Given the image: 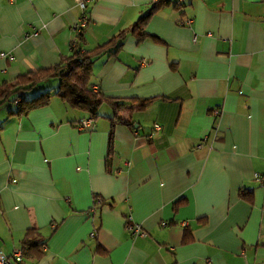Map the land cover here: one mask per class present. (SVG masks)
I'll list each match as a JSON object with an SVG mask.
<instances>
[{
	"label": "crops",
	"instance_id": "1",
	"mask_svg": "<svg viewBox=\"0 0 264 264\" xmlns=\"http://www.w3.org/2000/svg\"><path fill=\"white\" fill-rule=\"evenodd\" d=\"M152 1L89 3L81 50ZM174 1L145 25L158 39L127 34L93 60L92 86L131 124L104 102L79 129L88 114L55 94L25 114L0 107L1 252L35 227L46 248L20 264H264V0ZM80 12L75 0H0V83L70 55Z\"/></svg>",
	"mask_w": 264,
	"mask_h": 264
},
{
	"label": "trees",
	"instance_id": "2",
	"mask_svg": "<svg viewBox=\"0 0 264 264\" xmlns=\"http://www.w3.org/2000/svg\"><path fill=\"white\" fill-rule=\"evenodd\" d=\"M94 1L95 0H92L87 3L86 12L88 4ZM170 2L171 0L152 1L146 13L140 15L132 23L120 29L112 37L90 50H81L80 48L78 38L81 37V31L84 26L81 27V29L76 32V40L72 45L71 54L62 57L56 65L29 70L19 74L14 80H5L0 83V107H6L9 115L25 114L34 107L47 104L51 96L55 94L58 95L68 106L85 111L88 114L87 116L91 119L97 117L99 107L102 103H111L116 109L114 110L113 116L119 121L131 124L129 119L121 118L117 115V110L122 103H118V100L114 97L107 96L101 90L92 86V63L98 55L104 52L116 53V51L121 48L123 39L127 34L134 35L138 41L144 40L147 36H150L155 40L158 39L156 35L149 34L145 30V25L153 13L157 12L163 5L169 4ZM183 5L184 1H174V6L177 9H180ZM54 77L59 79V83L55 90L49 89L30 98L24 97L23 93L26 89L32 88L40 81ZM153 99V97L140 99L139 106H146L148 102ZM7 103H12V105ZM112 139L111 127L109 132V145L111 144ZM263 173L264 172L258 174L257 179L260 181V184L264 186V179L261 178ZM241 196L248 202L252 203V190H241ZM93 201L94 203L101 202L102 198L95 195ZM182 202L183 200L181 197L176 199L173 201V208H178ZM184 239H186V237ZM260 244L264 246V238ZM19 248L22 252V259L18 261L17 264L22 263L26 256L30 258L33 256H40L43 254L46 246L45 242L40 239L38 230L35 227H31L26 230L20 239Z\"/></svg>",
	"mask_w": 264,
	"mask_h": 264
},
{
	"label": "built area",
	"instance_id": "3",
	"mask_svg": "<svg viewBox=\"0 0 264 264\" xmlns=\"http://www.w3.org/2000/svg\"><path fill=\"white\" fill-rule=\"evenodd\" d=\"M76 3L78 4L79 8H80V14L79 17L76 19V21L73 23V29L76 30V32H78L81 27H83L87 21V12H86V5L88 2L92 1V0H75ZM75 39V37L73 38V40ZM6 55L5 53H0V56H4ZM218 112V110H214V113L216 114ZM92 123V119L91 118H84L82 120H80L79 122H77L75 125L77 128L79 129H84L86 127H89ZM155 129H159L160 125L159 124H155L154 125ZM204 139H206V137H204ZM262 179H264V173L261 176ZM127 228L131 231V233L133 235H146V230L139 224V223H131L128 222L127 223ZM91 236L95 235L94 231L90 232ZM22 259V252L21 249L19 247L14 248L13 252L10 255H7L3 252L0 251V264H17L18 261H20Z\"/></svg>",
	"mask_w": 264,
	"mask_h": 264
},
{
	"label": "rangeland",
	"instance_id": "4",
	"mask_svg": "<svg viewBox=\"0 0 264 264\" xmlns=\"http://www.w3.org/2000/svg\"><path fill=\"white\" fill-rule=\"evenodd\" d=\"M58 81H59V79L57 77L52 78L48 82L40 83L38 86H36L37 88H34L33 90H28L27 92L25 91V93H23V95L28 98V97H31V96L37 94L38 92L49 90L50 88H53L52 90H55L57 88ZM7 104L12 105V103H7Z\"/></svg>",
	"mask_w": 264,
	"mask_h": 264
}]
</instances>
